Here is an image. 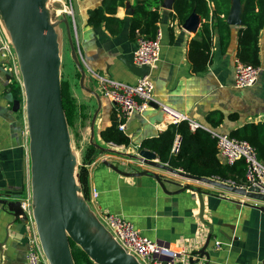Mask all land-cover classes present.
<instances>
[{"label": "crops", "instance_id": "1", "mask_svg": "<svg viewBox=\"0 0 264 264\" xmlns=\"http://www.w3.org/2000/svg\"><path fill=\"white\" fill-rule=\"evenodd\" d=\"M101 2L77 0L74 7L78 17L76 50L79 60L76 61L84 73L82 79L80 74L77 85L74 82L71 86L79 114L74 130L80 163L87 145L102 148L100 153L91 157V163L81 164L92 216L98 219L102 212L120 215L130 221L142 236L172 248L192 246L197 237H205L206 241L211 231L207 257L199 260L198 264H264V213L254 207L242 206L261 204L165 170L131 163L126 157L136 150L135 147L142 150L141 142L157 138L168 128L156 102L187 115L206 131L229 135L244 124H264V30L259 44L257 81L252 87L238 89L234 86L233 68L236 30L242 25H229L232 35L225 51H222L217 35L212 36L210 61L204 71L195 73L189 60V43L200 30V17L198 30L186 31L173 17L172 9L160 6L156 25L161 33L160 54L156 66L149 70L156 102L125 122L123 134L128 137L129 144L115 145L103 142L100 131L109 126L113 118L117 121V108L102 97L98 82L90 71L135 84L138 77L127 69L124 62L133 65L137 38L132 40L129 33L133 0H127L113 15L122 22L117 33L110 31L117 29L115 22L108 27L103 24L98 28L85 26L87 10ZM75 67L79 72L76 64ZM15 85L18 83L12 77L8 62L0 57V188L9 190L0 191V264H26V232L16 201L26 197L28 191L31 194V167L25 114L22 110L14 113L8 97ZM19 95L20 105L24 106L21 87ZM211 114L217 115L209 119ZM231 114L236 118L229 119ZM219 116L222 121L216 125ZM216 158L219 161L217 154ZM105 162L114 166L131 164L137 171H149L161 178L164 187L151 176H121L108 168ZM121 170L131 172L125 167ZM235 178L241 184L225 183L242 187V178ZM209 179L219 181L217 178ZM215 242L221 243L220 248H215Z\"/></svg>", "mask_w": 264, "mask_h": 264}, {"label": "water", "instance_id": "2", "mask_svg": "<svg viewBox=\"0 0 264 264\" xmlns=\"http://www.w3.org/2000/svg\"><path fill=\"white\" fill-rule=\"evenodd\" d=\"M173 1L164 0L162 8L172 9ZM73 5L75 7V1ZM241 13L240 0H231L230 11L226 20L227 24L235 27L241 26ZM49 18L50 11L46 8V0H0V21L13 47L24 92V110L31 167V207L42 251L49 264H67L65 258L59 252L57 231L58 227L64 228L65 225H70L73 232L67 234L66 240L72 262L69 239L94 264H129V259H133L136 262L135 264H140L135 257L128 254L113 239L97 218L95 219L92 216L93 225L105 232L110 237L111 242H101L98 238L89 234L84 229L83 223L72 211L73 208L71 207L76 202V186L79 189V177L77 179V176L73 173L75 158L72 153L69 130L61 100L59 80L61 59L58 34ZM199 23V16L192 13L183 22L182 28L186 31L196 32L200 26ZM75 64L78 66L82 79L84 73L76 60ZM124 64L137 77H144L149 72L147 68H140L128 62H124ZM8 97L12 103L11 110L14 113L18 112L20 101L13 100L11 94ZM93 146L102 150L96 145ZM126 157L131 163L165 170L176 176L197 181L257 202L261 205L244 204L242 206L254 207L264 213V195L254 186L239 187L205 177L186 174L181 170H175L161 164L156 154L146 149L139 150L137 154H126ZM104 164L124 177L151 176L162 188L164 187V182L160 177L151 174L149 171H137L131 164L125 165V168L131 172H125L119 166H114L111 163L105 162ZM0 191L9 190L0 188ZM82 199L87 212L92 215L84 198ZM36 203H40L45 207L46 223L44 224H41L37 219ZM210 234L211 231L203 247L197 252L199 259L207 257L206 248L210 240Z\"/></svg>", "mask_w": 264, "mask_h": 264}, {"label": "trees", "instance_id": "3", "mask_svg": "<svg viewBox=\"0 0 264 264\" xmlns=\"http://www.w3.org/2000/svg\"><path fill=\"white\" fill-rule=\"evenodd\" d=\"M127 0H102L99 6L86 12L85 26L98 28L102 24L115 22L116 30L110 29L112 33L120 30L122 22L115 19L113 15L119 7H123ZM164 0H133L132 16L130 18V38L135 40L139 36L154 38L159 21L158 10ZM242 6L241 23L242 28L236 30L235 58L246 65L259 68V44L262 31L264 30V0H240ZM231 0H174L172 4L173 17L179 24L195 13L201 19V27L196 38L189 43V60L195 73L205 70L210 61L209 50L213 35H217L222 51H225L231 41L232 29L226 20L229 15ZM77 82L80 78L78 71L75 72ZM16 86V85H15ZM61 100L65 119L68 127H72L78 114L76 100L69 91L66 81H60ZM20 86L11 88L13 100H20ZM217 114H211L213 118ZM229 119L236 118L229 115ZM222 117L219 116L215 122L220 124ZM103 142L115 145L129 144L128 137L118 130L115 118L110 125L100 131ZM180 139L179 151L171 154V148L175 137ZM230 137L247 141L255 150L258 159L264 164V124L248 123L232 130ZM141 149L151 150L156 153L161 163H166L173 169H180L186 174L196 177L217 178L219 181H232L236 185L235 177L242 178L244 182L245 166L242 161L228 166L219 162L216 158L215 141L210 137L208 131L199 128L190 132L186 123L169 125L168 128L157 138L145 140L140 144ZM100 150L89 144L82 157V165L91 163L92 156H96ZM79 183L83 198L88 200L87 183L83 167L79 172ZM69 247L74 264H94L88 256L69 239Z\"/></svg>", "mask_w": 264, "mask_h": 264}, {"label": "built area", "instance_id": "4", "mask_svg": "<svg viewBox=\"0 0 264 264\" xmlns=\"http://www.w3.org/2000/svg\"><path fill=\"white\" fill-rule=\"evenodd\" d=\"M58 1L62 4L63 11L72 17L75 13L73 3L77 0ZM160 38L161 33L159 31H156L155 37L152 39L144 36L137 37L136 48L132 56L134 66L147 68L148 71L156 66L160 54ZM0 57L3 61L8 62L12 77L14 76L16 82L21 87L22 99L24 100L21 75L17 67L16 57L1 21ZM258 72L259 68L243 64L236 59L233 68L234 86L238 89L252 87L257 81ZM90 73L97 80L102 97L117 108V124L118 130L121 132L125 130V122L132 115L144 112L151 103L156 102L154 85L150 79L149 72L144 77H138L136 83L133 85L116 81L109 77L99 76L92 71ZM156 103L168 125L184 122L187 124L190 132H194L199 128L204 129L187 115L174 110L169 105ZM21 110L25 114L24 106L20 105L19 111ZM25 129L27 133V126ZM207 131L215 141L216 154L219 161L228 166L242 161L245 166L243 186H254L264 195V164L258 159L256 150L245 140L236 139L224 133ZM179 145L180 139L176 136L170 153L173 155L177 154ZM135 149L137 150L138 147H135ZM136 150H132V154H137L138 150ZM93 197H95V193H93ZM16 203L18 205V213H20V216L24 220L26 232V264H49L42 251L36 231L29 191L26 197L17 199ZM98 220L113 239L128 254L135 257L140 264H198V261L201 260L198 259L199 255L197 252L203 247L205 237L194 239L192 246L189 244L172 248L142 236L130 221L120 215L102 212L98 216ZM201 236L204 235L201 234ZM214 246L215 248H220L221 243L215 242Z\"/></svg>", "mask_w": 264, "mask_h": 264}, {"label": "rangeland", "instance_id": "5", "mask_svg": "<svg viewBox=\"0 0 264 264\" xmlns=\"http://www.w3.org/2000/svg\"><path fill=\"white\" fill-rule=\"evenodd\" d=\"M50 12L51 11H59L58 17L56 20L53 22V26L55 31L58 34V43H59V51H60V59H61V67L59 71V80L60 81H66L67 84L69 85V91L70 94L72 93L71 86L73 87L74 82L77 85L76 77H75V60H79L77 50H76V45L78 43V35L76 33V27L78 26V17L76 12L74 15L71 17L67 15L63 11L62 4L58 0H53L52 4L50 5L49 8H47ZM72 49L74 52L72 53ZM78 117V116H77ZM76 120V119H75ZM75 123V121H74ZM74 124L70 128L68 127L69 130V135H70V144L72 148V153L75 158V175L77 176V179L79 177V172L81 168L80 163V155L77 150V143H76V138L77 134L76 131L74 130ZM125 166H119V168L123 169ZM79 184V189L81 192V196L83 198V194L81 191V185ZM86 204L88 205V200H85ZM90 207L93 209V206L90 205Z\"/></svg>", "mask_w": 264, "mask_h": 264}, {"label": "bare ground", "instance_id": "6", "mask_svg": "<svg viewBox=\"0 0 264 264\" xmlns=\"http://www.w3.org/2000/svg\"><path fill=\"white\" fill-rule=\"evenodd\" d=\"M53 0H46V8H49L50 5L52 4ZM59 11H51L50 12V18L49 21L51 24L56 20L58 17ZM73 173L75 174V166H74V161H73ZM36 215L37 219L41 224L46 223V218H45V207L41 205L40 203H36ZM73 208L72 211L77 215V218L80 220L81 223H83L84 229L91 234L92 236H95L98 238L99 241H103L105 243L111 242L110 237L103 231L99 230L95 225L92 223V215L87 212L86 207L84 205L81 193L76 186V202L75 204L71 207ZM70 211V210H68ZM69 214L71 212H68ZM73 229L71 228L70 225H65V227H58L57 231V243H58V248L60 254L65 258L67 264H73L70 254H69V248L67 245V234L72 233ZM136 262L133 259H129V264H135Z\"/></svg>", "mask_w": 264, "mask_h": 264}]
</instances>
